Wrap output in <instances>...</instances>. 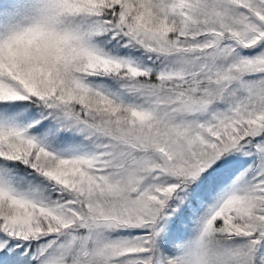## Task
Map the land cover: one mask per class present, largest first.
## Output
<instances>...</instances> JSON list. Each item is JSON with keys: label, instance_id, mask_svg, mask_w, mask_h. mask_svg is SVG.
<instances>
[{"label": "snow or ice", "instance_id": "1", "mask_svg": "<svg viewBox=\"0 0 264 264\" xmlns=\"http://www.w3.org/2000/svg\"><path fill=\"white\" fill-rule=\"evenodd\" d=\"M0 264H264V0H0Z\"/></svg>", "mask_w": 264, "mask_h": 264}]
</instances>
